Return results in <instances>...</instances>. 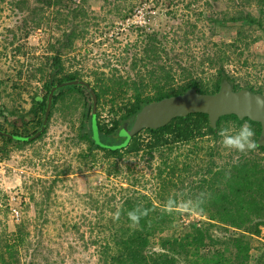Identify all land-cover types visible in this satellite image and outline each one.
Listing matches in <instances>:
<instances>
[{
	"label": "rangeland",
	"instance_id": "1",
	"mask_svg": "<svg viewBox=\"0 0 264 264\" xmlns=\"http://www.w3.org/2000/svg\"><path fill=\"white\" fill-rule=\"evenodd\" d=\"M45 1L0 0V126L5 131H24L19 117L28 115L33 96L44 94L55 53L63 67L60 76L75 73L100 93L101 85L126 83L101 93L98 119L108 126L132 100L133 82L147 85L144 94L152 93L151 78L160 74L159 65L173 67L172 85L192 76L212 90L223 65L240 87L264 92V0ZM206 15L229 24L208 25ZM241 15L256 18L262 27L231 22ZM152 45L158 47L157 60L149 57ZM83 110L82 96L67 92L57 100L40 137L27 143L0 138V251L6 252L9 235L25 233L12 259L5 253L9 264H101L99 243L105 230L120 223L110 219L126 197L141 194L160 208L176 200L172 225L153 241L161 235L182 237L192 225L210 223L198 208L210 171L246 160L264 165V152L245 154L223 146L220 130L233 135L242 126L231 120L220 124L218 138L206 134L164 146L163 155L154 151L150 156L142 148L120 156L95 149L85 156L89 143L79 137ZM148 137L144 130L138 134L140 140ZM166 156L167 167H159ZM11 206L19 208L18 220L11 217ZM259 221L258 234L212 221V240L198 254L211 257L219 251L237 264H264V208ZM240 235L249 242L246 259L225 243ZM188 254V260L196 258Z\"/></svg>",
	"mask_w": 264,
	"mask_h": 264
},
{
	"label": "trees",
	"instance_id": "2",
	"mask_svg": "<svg viewBox=\"0 0 264 264\" xmlns=\"http://www.w3.org/2000/svg\"><path fill=\"white\" fill-rule=\"evenodd\" d=\"M45 2L49 5L54 1L46 0ZM73 10L74 12L77 11L76 9ZM205 19L207 24L209 23L213 26L229 24V21L212 17L211 15H206ZM230 20L232 23L245 21L248 24H256L262 27L259 20L248 15H241ZM69 43L70 41H67L65 46ZM155 46L158 45L155 43ZM157 49L158 47H154L153 45L149 46L147 51H149L150 58L153 57L154 60L158 59L157 53L159 52ZM209 57V55H206L205 60H209ZM201 63L203 65L204 60ZM51 67L48 79L44 83V94L33 96L31 107L27 111L28 115L24 114L19 117L20 124L24 126V131H5L2 126H0V131L18 135L22 138L31 137L41 129L46 108L49 107L48 122L51 111L59 97L73 91L83 98L84 110L79 128V137L87 140L89 143L88 152L85 156H89L95 149L106 150L110 156H120L124 152L137 154L142 148L150 156H153L154 151H158L160 155H163L161 151L164 146L169 148V146L171 147L175 143H188L196 139V137H202L206 134L218 138L220 124L228 120L233 121L237 127L243 125L244 122L251 125L255 133V137L253 138L255 141L260 133L259 123L251 121L248 118L238 119L233 114L220 116L216 127L213 129L209 124L207 115L196 112L190 113L185 117H176L168 124L157 129H144L149 134L146 141L140 140L138 133L125 146L121 147L119 145L124 140V136L120 134L122 129L130 128L136 113L149 102L183 93L190 87H194L201 93H214L219 89V85L223 79H227L234 90L247 88L252 92H264L254 90L252 87H240L226 73L223 65L216 71L212 90H207L204 86L205 83L201 79L192 76L181 84L172 85L171 81L174 80L175 76V74L171 73L173 67L159 65L157 66V70L160 71V74L155 76L154 80L151 78L152 93L144 94L143 92L147 85L143 86L133 82L134 94L132 100L125 103L121 109L123 111L122 115L112 120L108 126L107 124L100 123L98 119L97 104L100 101L101 93L107 91V88L114 91L115 89H119V87H123L126 83L116 81L110 86L101 85L99 86L100 93L94 85H90L88 81L79 78L75 73L60 76L63 67L59 53L51 56ZM5 119L10 121L8 117ZM10 122L12 126H16L17 124L15 120ZM28 125H32L31 131L27 128ZM45 128L46 125L37 137L41 136ZM0 138L4 139L6 143L13 140L19 143H27L33 140H18L1 134ZM256 149L264 152V144L261 146L257 145ZM168 162L167 156L163 157L161 164L158 166L167 167ZM209 174L210 176H206L203 179V182L208 183V187H205L207 190H203V195L200 197L198 204V208L203 209L205 211L203 212L208 215L210 223H207L206 227H195L196 225H192V230L182 236L184 240L181 239L182 237L171 238L161 235L157 237L158 239L156 238L157 241L155 243L153 237L163 232L165 228L171 226L173 223L176 211H173L172 208L176 206V200L171 199L168 202L169 205L160 208L144 194H141L139 197H126L121 207L117 210L120 212L119 219H114V217L110 219L111 222L117 221L120 223L118 225H109L105 230V236H103L99 243L98 258L100 263L179 264V260H183L184 264H237L223 259V254L219 251L217 254L208 257L207 255L200 256L198 250L200 247L206 246V241L212 240L210 235L211 229L209 228V226H213L214 224L212 221L225 225L226 229H242L251 234H258L260 232L259 226L263 222L259 220L263 216L264 208V165L261 166L258 160H246L236 163L229 168L225 167L210 171ZM134 209L139 212L147 211V215H144L135 227L132 226V222L128 217V212ZM23 235L25 233L17 231L6 239L8 243L4 245V248L11 259L15 247L24 242L25 237ZM156 239L154 238V240ZM225 243L226 245L231 243L236 250L237 257L241 256L242 259L248 257L249 242L245 239V235L229 237ZM6 252L0 251V264H9L5 258ZM189 252L192 253L193 257H196L193 261L188 260Z\"/></svg>",
	"mask_w": 264,
	"mask_h": 264
},
{
	"label": "water",
	"instance_id": "3",
	"mask_svg": "<svg viewBox=\"0 0 264 264\" xmlns=\"http://www.w3.org/2000/svg\"><path fill=\"white\" fill-rule=\"evenodd\" d=\"M49 98L51 99L50 96ZM196 112L206 114L213 129L219 117L224 115L233 114L238 119L248 118L255 121L260 124L256 143L258 146L264 144V93L252 92L247 88L234 90L230 82L223 79L214 93H201L190 87L183 93L145 104L136 113L130 128L122 129L120 134L124 136V140L119 146H125L134 135L144 129H157L176 117H185ZM48 114L49 107L44 112L41 129L31 137L22 138L4 131H0V134L18 140L35 139L46 125Z\"/></svg>",
	"mask_w": 264,
	"mask_h": 264
},
{
	"label": "clouds",
	"instance_id": "4",
	"mask_svg": "<svg viewBox=\"0 0 264 264\" xmlns=\"http://www.w3.org/2000/svg\"><path fill=\"white\" fill-rule=\"evenodd\" d=\"M259 103V102H258ZM228 131L227 128L221 129L219 135L222 137V144L225 148L235 150L239 153H247L249 151H253L257 148V143L253 139L255 133L252 129L251 125L245 123L243 124L239 131L233 135H226L225 133ZM203 209L201 210V212ZM169 212H171L169 210ZM147 215V211L139 212L136 209L128 212V217L132 222V226L135 227L139 224L140 219ZM120 212L117 211L114 214V219H119Z\"/></svg>",
	"mask_w": 264,
	"mask_h": 264
},
{
	"label": "built area",
	"instance_id": "5",
	"mask_svg": "<svg viewBox=\"0 0 264 264\" xmlns=\"http://www.w3.org/2000/svg\"><path fill=\"white\" fill-rule=\"evenodd\" d=\"M10 214H11V217L14 219V220H18L19 217H20V210L18 207L16 206H11L10 207Z\"/></svg>",
	"mask_w": 264,
	"mask_h": 264
}]
</instances>
